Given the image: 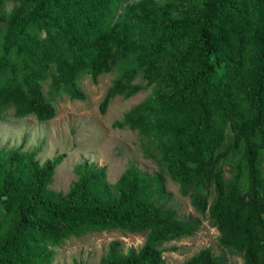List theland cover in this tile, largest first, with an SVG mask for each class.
Instances as JSON below:
<instances>
[{
  "label": "trees",
  "instance_id": "1",
  "mask_svg": "<svg viewBox=\"0 0 264 264\" xmlns=\"http://www.w3.org/2000/svg\"><path fill=\"white\" fill-rule=\"evenodd\" d=\"M13 1L14 11L0 13V119H53L47 79L83 100L85 76L97 83L117 71L101 114L113 98L150 88L114 126L156 143L147 156L159 153L227 253L264 264V0ZM138 77L144 87L133 84ZM60 162L0 151V264H47L49 246L105 231L145 241L125 253L112 242L99 264H163V245L200 227L168 206L160 174L130 163L110 184L105 168L79 165L62 194L48 188ZM182 264L230 263L206 248Z\"/></svg>",
  "mask_w": 264,
  "mask_h": 264
},
{
  "label": "rangeland",
  "instance_id": "2",
  "mask_svg": "<svg viewBox=\"0 0 264 264\" xmlns=\"http://www.w3.org/2000/svg\"><path fill=\"white\" fill-rule=\"evenodd\" d=\"M139 1L124 0V6ZM152 1L162 5L166 0ZM17 5L15 1L7 0L0 13L8 15ZM119 14H123V9ZM117 76V71L101 75L97 83L85 76L78 85L84 95L83 100L71 99L63 90L54 92L49 79L42 82V93L55 108L54 118L46 122H40L32 115L19 119H0V151L20 149L22 153L33 155L40 165L60 157L61 162L55 168L48 188L62 194H66L77 180L74 170L79 165L105 168L110 184L117 181L130 163L149 174H160L168 206L173 207L179 217L197 218L201 222L194 235L163 245V264H182L206 248L215 255H224L230 264H243L242 257L231 255L220 246L218 231L206 218L195 212L189 197L180 194L178 185L163 170L159 153L154 152L153 157L147 156V151L155 149L156 143L149 142L136 131L114 126L122 121L126 113L144 102L150 96L151 89L143 88L131 97L117 96L110 100L105 114L100 113L99 106ZM133 84L144 87L140 77ZM260 168L264 178V157L261 158ZM144 241V234L122 231L70 237L56 247L47 248L53 253L47 264H99L110 243H119L125 253L138 252Z\"/></svg>",
  "mask_w": 264,
  "mask_h": 264
}]
</instances>
